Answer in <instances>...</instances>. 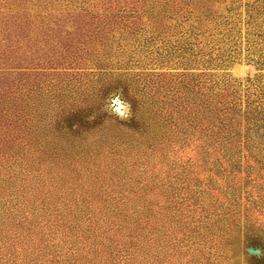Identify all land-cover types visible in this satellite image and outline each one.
Segmentation results:
<instances>
[{"label": "rangeland", "instance_id": "374dc122", "mask_svg": "<svg viewBox=\"0 0 264 264\" xmlns=\"http://www.w3.org/2000/svg\"><path fill=\"white\" fill-rule=\"evenodd\" d=\"M188 11L0 0V264H67L71 229L134 221L141 264H264V0ZM198 81L203 93L233 84L243 113L253 102L234 198L229 162L197 148L174 111Z\"/></svg>", "mask_w": 264, "mask_h": 264}, {"label": "trees", "instance_id": "16d2710c", "mask_svg": "<svg viewBox=\"0 0 264 264\" xmlns=\"http://www.w3.org/2000/svg\"><path fill=\"white\" fill-rule=\"evenodd\" d=\"M162 1L167 8L180 7L190 10L188 12H193L200 18L207 19L211 14L214 0ZM171 11L173 10L164 11V14L160 13L158 17H162V15H164L163 18L169 17ZM9 35L5 37L11 40L8 38ZM194 86L196 88L191 89L194 91L191 101L178 103L174 107V111L178 115H182L181 126L185 127L186 125L188 133L192 136L191 140L196 139L200 145L197 148L221 152L217 154H223L222 158L229 162L230 168L227 171L229 173L225 178H227V187L232 188L231 196L234 198L236 197V190L233 187L235 181L233 173L236 169V156L241 146V118L244 117L248 125L255 120L253 102H246L247 107L243 113L238 88L230 82L223 84L218 91L213 90L214 85L206 93H203L200 81L196 82ZM249 98L250 95L247 96V100ZM218 163L219 159L215 158L213 165L216 168L214 170L216 175L221 174ZM231 176L232 178H230ZM78 218L79 216H75L73 220H78ZM122 230L123 228L121 230L116 229L114 234H109L108 230L97 234L95 230L90 228L83 231L84 233L79 231L73 233L74 230L71 229L68 233L70 234L69 237L74 238L71 244L78 249L76 250L77 254L72 255L74 258L69 259L67 264H141L140 240L143 234L140 225L134 221L127 233H122ZM77 243L80 246H77ZM120 246H122L121 249ZM89 256L90 258H88Z\"/></svg>", "mask_w": 264, "mask_h": 264}, {"label": "water", "instance_id": "95a60500", "mask_svg": "<svg viewBox=\"0 0 264 264\" xmlns=\"http://www.w3.org/2000/svg\"><path fill=\"white\" fill-rule=\"evenodd\" d=\"M251 253L254 254V256H261L263 254L262 250H261L260 255H255V254H257V251H255V250H251Z\"/></svg>", "mask_w": 264, "mask_h": 264}]
</instances>
